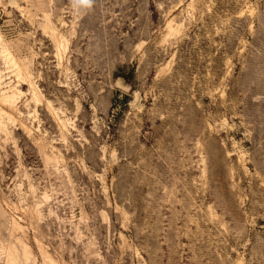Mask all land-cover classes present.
<instances>
[{"label": "rangeland", "instance_id": "obj_1", "mask_svg": "<svg viewBox=\"0 0 264 264\" xmlns=\"http://www.w3.org/2000/svg\"><path fill=\"white\" fill-rule=\"evenodd\" d=\"M0 264H264V0H0Z\"/></svg>", "mask_w": 264, "mask_h": 264}, {"label": "clouds", "instance_id": "obj_2", "mask_svg": "<svg viewBox=\"0 0 264 264\" xmlns=\"http://www.w3.org/2000/svg\"><path fill=\"white\" fill-rule=\"evenodd\" d=\"M74 5L84 6V7H91L93 0H73Z\"/></svg>", "mask_w": 264, "mask_h": 264}, {"label": "trees", "instance_id": "obj_3", "mask_svg": "<svg viewBox=\"0 0 264 264\" xmlns=\"http://www.w3.org/2000/svg\"><path fill=\"white\" fill-rule=\"evenodd\" d=\"M134 75V70L132 69L129 74L125 75L126 77H132Z\"/></svg>", "mask_w": 264, "mask_h": 264}]
</instances>
